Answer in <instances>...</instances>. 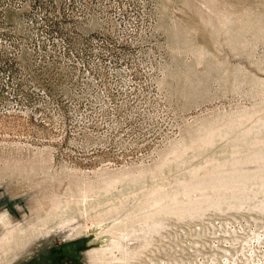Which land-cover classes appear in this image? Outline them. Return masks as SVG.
Masks as SVG:
<instances>
[{
	"label": "rangeland",
	"instance_id": "1",
	"mask_svg": "<svg viewBox=\"0 0 264 264\" xmlns=\"http://www.w3.org/2000/svg\"><path fill=\"white\" fill-rule=\"evenodd\" d=\"M264 0H0V264H264Z\"/></svg>",
	"mask_w": 264,
	"mask_h": 264
},
{
	"label": "built area",
	"instance_id": "2",
	"mask_svg": "<svg viewBox=\"0 0 264 264\" xmlns=\"http://www.w3.org/2000/svg\"><path fill=\"white\" fill-rule=\"evenodd\" d=\"M262 250H264V245H263V247H262Z\"/></svg>",
	"mask_w": 264,
	"mask_h": 264
}]
</instances>
